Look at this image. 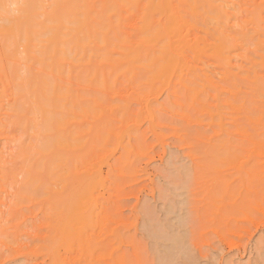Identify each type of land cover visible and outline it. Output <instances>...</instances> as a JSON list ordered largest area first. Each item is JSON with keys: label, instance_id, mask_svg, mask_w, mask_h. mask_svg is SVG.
<instances>
[{"label": "rangeland", "instance_id": "374dc122", "mask_svg": "<svg viewBox=\"0 0 264 264\" xmlns=\"http://www.w3.org/2000/svg\"><path fill=\"white\" fill-rule=\"evenodd\" d=\"M212 1L122 0L24 66L0 0V264H264V0Z\"/></svg>", "mask_w": 264, "mask_h": 264}, {"label": "bare ground", "instance_id": "6f19581e", "mask_svg": "<svg viewBox=\"0 0 264 264\" xmlns=\"http://www.w3.org/2000/svg\"><path fill=\"white\" fill-rule=\"evenodd\" d=\"M25 1L27 44L23 50L25 53L24 66L30 61L38 62L40 65L52 61L65 62L71 49L85 48L91 40V43L95 42L92 37L96 38L98 30H91L90 22L95 19H90V21L89 18L92 17H88V14L98 9L89 4L87 0H52L50 4L46 3L47 0ZM120 1L122 0H102V6L100 5L98 12L111 11L114 7L122 5ZM185 1L187 3L189 0ZM193 3L206 4L217 11L220 10V7L215 6L212 0H193ZM220 49V52L224 53L222 46ZM83 58H85L84 55L81 56V59ZM16 78L20 80L19 85L22 92H25L26 98L28 91L29 93L36 92L35 83L32 82L33 78L29 76L21 78L18 74ZM39 87L37 91L43 92L44 88ZM36 107L42 110L43 103L39 100ZM29 113L35 114L32 105Z\"/></svg>", "mask_w": 264, "mask_h": 264}]
</instances>
